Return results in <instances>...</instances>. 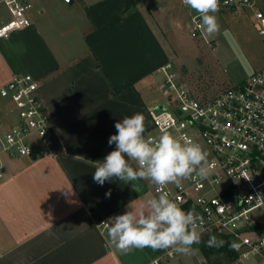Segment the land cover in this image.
<instances>
[{
  "label": "crops",
  "instance_id": "obj_1",
  "mask_svg": "<svg viewBox=\"0 0 264 264\" xmlns=\"http://www.w3.org/2000/svg\"><path fill=\"white\" fill-rule=\"evenodd\" d=\"M27 1L33 5L27 25L0 38V88L14 76H32L57 134L48 156L1 157L0 264H152L159 258L166 264H213L199 245L190 255L171 259L166 250L151 248L122 253L100 225L128 204L155 195L143 180L103 186L93 181V162L115 148L108 144L114 124L139 112L145 135L151 132L148 96L167 64L176 70L148 15L150 1L128 13L131 0ZM10 20L0 0V28ZM217 36L233 48V60L243 58L239 83L264 68V38L244 51L234 30L220 27ZM215 46V62L222 64L230 56ZM10 110L0 103V131L13 123ZM221 255L231 264L237 261Z\"/></svg>",
  "mask_w": 264,
  "mask_h": 264
},
{
  "label": "built area",
  "instance_id": "obj_2",
  "mask_svg": "<svg viewBox=\"0 0 264 264\" xmlns=\"http://www.w3.org/2000/svg\"><path fill=\"white\" fill-rule=\"evenodd\" d=\"M11 20L0 28V38L23 29L33 5L27 0H4ZM220 8L255 10L256 28L264 38V14L251 0H220ZM194 31L198 16L193 19ZM169 102L149 111L154 141L168 132L178 139L198 142L208 153L210 174L181 187L165 190L185 211L195 208L202 218L203 236H225L238 249L235 264H264V68L243 82L214 95L190 90L171 64L163 68ZM39 84L30 75L14 76L0 88V103L10 105L13 123L0 131L1 157L41 158L52 152L56 129L38 97ZM2 168L0 166V174ZM152 190L157 195L155 187ZM171 259L176 253L166 250ZM152 264H166L161 258Z\"/></svg>",
  "mask_w": 264,
  "mask_h": 264
},
{
  "label": "clouds",
  "instance_id": "obj_3",
  "mask_svg": "<svg viewBox=\"0 0 264 264\" xmlns=\"http://www.w3.org/2000/svg\"><path fill=\"white\" fill-rule=\"evenodd\" d=\"M198 14L196 28L212 36L219 32L216 13L220 0H182ZM116 133L108 139L115 145L102 161L93 162V181L100 186L118 180L124 184L143 180L153 185L157 195L138 204H128L126 210L101 222L108 242L122 253L133 249L151 248L170 250L171 253L190 255L193 245L202 243V218L195 208L185 211L165 189L169 185L181 187L193 177L203 180L210 174L208 153L191 139H178L168 132L154 141L146 138L145 117L134 113L118 120ZM135 165V166H134ZM110 191L106 196L110 197ZM205 246L222 248L226 241L210 235ZM230 248L238 249L233 242Z\"/></svg>",
  "mask_w": 264,
  "mask_h": 264
},
{
  "label": "rangeland",
  "instance_id": "obj_4",
  "mask_svg": "<svg viewBox=\"0 0 264 264\" xmlns=\"http://www.w3.org/2000/svg\"><path fill=\"white\" fill-rule=\"evenodd\" d=\"M150 5L146 7L144 1L142 7H146L148 15L156 26L161 31L163 40L169 49L175 72L178 80L186 85L190 90L205 95H214L224 87L229 86L242 80L241 64L242 56L238 55L237 59L233 60V48L221 38L217 33L208 36L202 31H194L193 19L198 16L193 10L186 7L182 0H149ZM256 9L264 14V0H251ZM236 8H220V12L235 11ZM237 10L236 13L230 15H221L216 13L220 27L230 28L234 30L237 36H240L243 50L255 39L262 38L256 30L255 10L252 14L249 13V8ZM215 41H212L214 40ZM223 52L229 54V60L218 64L215 62L214 54L217 47ZM228 57V56H227ZM232 58V59H231ZM228 61V64H226ZM165 76L159 75V79L152 92L148 96V106L155 108L159 105H164L169 102L165 95ZM3 129V128H2ZM3 131H5L3 129ZM213 264H231L221 254L210 255ZM253 261L247 262L252 264Z\"/></svg>",
  "mask_w": 264,
  "mask_h": 264
},
{
  "label": "trees",
  "instance_id": "obj_5",
  "mask_svg": "<svg viewBox=\"0 0 264 264\" xmlns=\"http://www.w3.org/2000/svg\"><path fill=\"white\" fill-rule=\"evenodd\" d=\"M142 0H131L128 3V6L126 8V12L128 13L129 11H131L134 7H136V5L138 3H141ZM218 239H222L224 241H226L225 245L222 248H212V247H207L205 246V243L209 236H207L206 238H202V243L199 244V247L201 248V250L203 251V253L205 254L206 257H210V255L212 253H214L215 255H219V254H224L226 257H229V259L231 261H234L235 259H237V255L235 254V252L230 248V242L229 239L225 236H216Z\"/></svg>",
  "mask_w": 264,
  "mask_h": 264
}]
</instances>
